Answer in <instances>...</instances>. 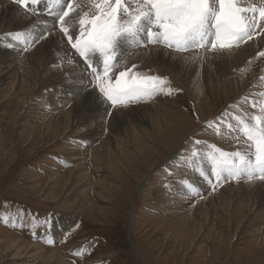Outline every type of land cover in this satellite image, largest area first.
Wrapping results in <instances>:
<instances>
[{
	"label": "rangeland",
	"instance_id": "374dc122",
	"mask_svg": "<svg viewBox=\"0 0 264 264\" xmlns=\"http://www.w3.org/2000/svg\"><path fill=\"white\" fill-rule=\"evenodd\" d=\"M8 1L37 19L27 23L28 29L0 25V48L12 51L0 49V66L10 61L18 71L17 80L4 81L0 73V264H264V181L229 179L213 188L184 163L194 149L208 151L212 144L227 152L247 149L242 133L230 132L225 124L217 133L209 122L223 115L236 125V115L259 114L252 103L264 100V56L257 55L264 51V33L223 52L182 53L163 44L125 43L110 71L113 79L135 64L133 72L166 77L179 91L145 103L158 113H147L141 124L104 117L102 139L71 124L72 109L86 123L96 119L93 111L78 100L61 101L65 93L58 82L70 78L69 58L81 63L88 87L98 89L59 27L55 30L70 51L63 62L59 53L32 51L37 43L15 52L7 41H15L9 33L53 28L45 0L34 6L38 15ZM260 3L243 0L241 6ZM148 47L171 52L169 64L163 57L157 63L130 61ZM196 53L199 58L193 60ZM53 74L59 76L56 84L47 80ZM59 111L68 114L60 117ZM109 138L111 150L100 153L97 147H106L102 141ZM202 164L207 167V161Z\"/></svg>",
	"mask_w": 264,
	"mask_h": 264
},
{
	"label": "snow or ice",
	"instance_id": "6c2138e0",
	"mask_svg": "<svg viewBox=\"0 0 264 264\" xmlns=\"http://www.w3.org/2000/svg\"><path fill=\"white\" fill-rule=\"evenodd\" d=\"M33 15L39 14L35 5L41 0H14ZM243 0H45L48 14L53 17V28L33 35L32 31L9 33L26 51L57 26L76 54L83 58L96 81L98 92L110 109L126 107L156 95H171L175 89L166 77L133 72L136 67L122 70L117 78L109 75L117 67L118 48L125 43L140 47L147 43L163 44L176 52L196 49L223 52L239 47L255 35L264 33V0L259 6H241ZM87 5V9L86 6ZM79 9V11L77 10ZM75 13V15H72ZM260 30V31H258ZM264 56V51L257 54ZM199 54L193 56V60ZM123 59V54H119ZM251 63V61H249ZM243 71V70H242ZM264 80V77H260ZM264 96V93H260ZM231 107V106H230ZM259 114L236 115V125L223 115L210 125L225 124L246 138L247 149L224 151L215 144L208 151L194 149L185 165L191 164L213 188L229 179H259L264 181V100L252 103ZM111 111L107 116H111ZM239 137H237L238 139ZM196 145L207 144L195 140ZM207 161V167L202 164ZM213 181L215 183H213ZM190 191L198 189L187 182ZM6 223L8 221H5ZM20 226H23L21 223ZM49 243L52 241L49 240ZM76 254H80L79 250Z\"/></svg>",
	"mask_w": 264,
	"mask_h": 264
},
{
	"label": "bare ground",
	"instance_id": "6f19581e",
	"mask_svg": "<svg viewBox=\"0 0 264 264\" xmlns=\"http://www.w3.org/2000/svg\"><path fill=\"white\" fill-rule=\"evenodd\" d=\"M36 19H37V17H35V16L26 15L16 5H13L8 0H0V21H1L0 25H2L3 27H5L7 25V29H9V30L25 29V28H27L28 22L30 23V21H35ZM47 22H48V20H47ZM8 24H10V27L8 26ZM32 25H34V24L32 23ZM52 26L53 25H51V27ZM44 27L47 29V27H49V26H47V27L44 26ZM22 31H25V30H22ZM57 31L54 29L50 35L48 34L49 36L47 38L45 37V39H43L42 41L40 40L36 45L33 46L32 51H35V53H38V54L44 53L47 55H51L52 53H59V55H60L59 60H61L63 62V60H62L64 58L63 56L70 55L69 54L70 51L67 50L68 47H66L64 39L62 38V36L60 34L57 33ZM262 36L263 37L260 39V42H262V40L264 38V35H262ZM64 38H66V37H64ZM1 50L2 51H10L4 47ZM256 51H258V50H255V52ZM10 52H12V51H10ZM71 52H72V50H71ZM170 54H171V52H169L163 48L148 47L146 49L138 50L137 52H135V54H132L129 57V59L131 62H141V61L143 62L145 60H150L153 63H157L156 61H158L161 57H163L162 61L165 64H169L168 61L170 58ZM172 54L174 55V53H172ZM11 58H13V57H11ZM65 61H66V59H65ZM68 62H71V65L68 64V66H70V67L67 68V69H69L70 78H68L65 82H63V79L59 80V76L57 74H53L49 78H47V80L49 79V82L52 84H56L59 80L58 83H61L60 88L62 89V92L65 93L62 95V99H61L62 102H64V101L67 102L68 100H69V102L73 101V100H78V102L81 105L83 104L84 106H86L88 109H90L91 111H93L96 114V119L94 118V122H93L95 124V126H93L92 125L93 123L91 120L89 122L92 124L85 122V116L80 114V111L77 112V111H74L72 109L71 111H69V113H73L74 119H73V123H71L72 125L79 126L81 128L82 127L87 128L88 129L87 132H90L91 134L94 133L95 137L101 136L102 139H104L107 135V133L104 135L102 133L103 129H101L102 128L101 122H102V119L104 117H109L110 119L120 118L123 121H128V122L130 121L131 124H132L133 120H135V122H137V124H141L140 122H144L146 120L145 115L147 113H149V115L151 117L154 116V114H156L157 110H151L148 108V107H151L150 104H145V103L140 104L139 103L140 105L135 104V105H131L130 108L126 107V108H129L131 110L126 109V110H122L121 112H120V110H121L120 108H119L120 109L119 111H116L113 108L114 111H111V113H112L111 116H107L106 114L109 111V109H108L109 106L104 102L103 98L97 93L98 92L97 90H96L97 91L96 92L94 90V88L88 87V85H87L88 79H86L84 71L82 72V70H81L82 68L80 69V67L78 66V64H81V63H79L77 61L78 64L77 63L73 64L72 58H69ZM171 64H176V61H172ZM0 73H3L4 81H7L10 78L17 80V73H18L17 67H16V65L12 64L10 61L5 63V64H2V66H0ZM18 80H19V78H18ZM134 106H138V108H134ZM121 108H124V107H121ZM56 114H58L61 117V116H65L68 113H66L65 111H59ZM97 119H99V120H97ZM59 123L61 124V122H59ZM60 124H58V125H60ZM129 126L130 125H128V127ZM128 127L124 130V132H126V131L129 132ZM139 129H141V127H139ZM132 133L133 132H130L128 134V136L130 137V135H132ZM112 139L113 138H109L107 140L105 139V141H102V143L106 144V147L103 145V147L102 146L99 148L97 147V150L100 153L111 150V146L113 144V143H111ZM115 142H117V144H116L117 150L116 151L118 152V149H120L121 143L118 140V138H116ZM261 184H262V182H261Z\"/></svg>",
	"mask_w": 264,
	"mask_h": 264
}]
</instances>
